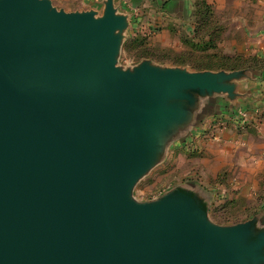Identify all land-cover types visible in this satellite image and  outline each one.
<instances>
[{
	"label": "water",
	"instance_id": "1",
	"mask_svg": "<svg viewBox=\"0 0 264 264\" xmlns=\"http://www.w3.org/2000/svg\"><path fill=\"white\" fill-rule=\"evenodd\" d=\"M0 0V264H264V212L214 224L204 189L137 183L251 69L120 66L130 16Z\"/></svg>",
	"mask_w": 264,
	"mask_h": 264
},
{
	"label": "rangeland",
	"instance_id": "2",
	"mask_svg": "<svg viewBox=\"0 0 264 264\" xmlns=\"http://www.w3.org/2000/svg\"><path fill=\"white\" fill-rule=\"evenodd\" d=\"M55 0L58 6H66L71 0ZM63 1V0H62ZM210 5L207 11L208 20L202 19V6L197 7L199 15L193 16L194 0H185L181 13L179 7L173 4L175 13L169 20L163 22L159 29L151 30L147 23L153 24L149 17V9L139 8L140 24L145 26L137 30L130 28L120 51L118 64L120 66L134 65L143 59L164 67L186 68L189 71H225L251 69L259 73L257 78L264 75V0H206ZM196 2V0H195ZM212 11V13H211ZM157 13V11H156ZM156 20L161 21L158 14ZM205 23V24H204ZM154 29V28H153ZM211 34L213 45H209L208 36ZM138 35L140 38L138 39ZM137 41H134L135 39ZM129 40H131L129 42ZM210 46V47H208ZM148 58L139 59L140 55ZM256 57L261 61L257 69L252 67L228 70L234 64L233 58ZM240 59V58H239ZM213 63L225 64L227 68L201 70L197 65ZM253 64V63H252ZM213 118V117H212ZM212 121V120H211ZM210 121V125H211ZM207 125V123L205 124ZM209 125V126H210ZM208 126V127H209ZM208 135V134H207ZM198 143L192 140L181 142L171 141L164 152L161 161L152 168L135 186L133 198L139 202L155 199L163 193L185 183L195 184L204 189L210 200L208 215L210 220L220 226L234 225L249 220L253 215L262 211L264 205L257 201L263 198L261 194L249 193V196L238 199L232 206H227L234 188H215V175L210 170L201 175ZM225 170L220 172V178ZM264 181V179H263ZM239 193V192H238ZM228 217L229 223L223 220Z\"/></svg>",
	"mask_w": 264,
	"mask_h": 264
},
{
	"label": "crops",
	"instance_id": "3",
	"mask_svg": "<svg viewBox=\"0 0 264 264\" xmlns=\"http://www.w3.org/2000/svg\"><path fill=\"white\" fill-rule=\"evenodd\" d=\"M50 1L56 8L66 12L94 10L101 14L103 8V0H71L68 3L70 7L58 6L55 0ZM184 2L185 0H114V6L119 12L130 16V28L137 30L148 26L155 31V28L159 29L175 13V8L172 12L173 4L175 7L178 5L180 15ZM141 7L150 10L149 17L154 20L153 24H140ZM158 14L161 21L156 20ZM240 91L245 96L237 100L235 108L228 107L222 101L217 102L186 140L189 142L193 138L198 143L202 160L201 175L205 176L210 170L217 179L214 182L215 188H234L231 199L236 200L249 196V193L264 192V75L256 80L243 82ZM240 109L248 115V124L243 130L237 129L235 123L237 111ZM212 117L220 118L227 125L226 129L217 133L218 141L208 139ZM223 170L227 175L220 178ZM257 202L264 205V197Z\"/></svg>",
	"mask_w": 264,
	"mask_h": 264
},
{
	"label": "trees",
	"instance_id": "4",
	"mask_svg": "<svg viewBox=\"0 0 264 264\" xmlns=\"http://www.w3.org/2000/svg\"><path fill=\"white\" fill-rule=\"evenodd\" d=\"M199 6H202V8L204 10H206L205 12L203 11V15H202V19H204V22H206V20H208L209 17H207V11H210V5L208 4V2L206 0H194V3H193V13L192 15L193 16H197L199 15V11L198 9H196L197 7ZM212 13V11H211ZM205 24V23H204ZM137 38L139 39L140 37L138 35H136ZM211 34H209L208 36V43L210 46L213 45V40L211 38ZM135 39L134 41H137L138 39ZM131 40H129L130 42ZM132 42V41H131ZM208 46V47H210ZM148 55H140L139 59H142V58H148L147 57ZM240 58V59H239ZM232 60H234V64L231 65L230 67H228V70H235V69H239V68H246V67H252V68H256L258 67V64L261 63V61H259L258 58L256 57H253V58H243V57H238L236 56L235 58H233ZM253 63V64H252ZM215 67H217V69H221V68H227V66L225 64H213V63H205V64H200V65H197L195 68H198V69H201V70H213V69H216ZM238 200V199H237ZM236 199H231L227 204V206H232L233 203H235L237 201ZM228 217H226L223 222L224 223H229L228 221Z\"/></svg>",
	"mask_w": 264,
	"mask_h": 264
},
{
	"label": "built area",
	"instance_id": "5",
	"mask_svg": "<svg viewBox=\"0 0 264 264\" xmlns=\"http://www.w3.org/2000/svg\"><path fill=\"white\" fill-rule=\"evenodd\" d=\"M235 121H236L235 123H236L237 129L239 130L245 129V127L248 124L247 112L242 109L238 110L237 118ZM210 126L211 127L209 128V131L207 134H208V139L211 141H218L219 137L217 133L227 128L226 123L217 117L212 119Z\"/></svg>",
	"mask_w": 264,
	"mask_h": 264
}]
</instances>
